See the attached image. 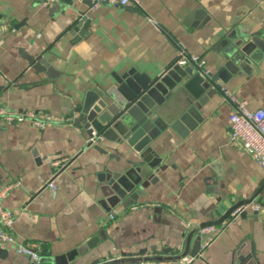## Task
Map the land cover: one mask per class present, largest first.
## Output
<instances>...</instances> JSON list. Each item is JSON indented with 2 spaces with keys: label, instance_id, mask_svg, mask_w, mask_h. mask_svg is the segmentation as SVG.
Here are the masks:
<instances>
[{
  "label": "crops",
  "instance_id": "1",
  "mask_svg": "<svg viewBox=\"0 0 264 264\" xmlns=\"http://www.w3.org/2000/svg\"><path fill=\"white\" fill-rule=\"evenodd\" d=\"M82 17L90 19L85 28ZM234 31L264 44V0H138L134 8L102 3L94 9L91 0L45 6L0 0V107L70 117L43 127L0 119V186L13 184L2 204L14 214L15 237L39 244L38 260L54 264L52 256L86 245L68 264L103 261L107 252L166 264L184 255L194 256L191 264H237L240 258L239 264H264V171L228 142L234 104L222 88L184 137L169 124L188 108L190 92L181 86L159 105L156 112L167 126L149 146L166 166L154 183L109 208L101 203L98 176L119 171L127 158L137 161L138 153L124 141L101 138L97 144L115 156L109 157L74 124L87 90L112 87V74L127 69L154 77L172 65L179 45L217 70L230 56L228 35ZM256 48L233 64L223 88L248 107L264 109V49ZM20 50L45 58L56 77L35 72ZM49 180L56 185L53 195ZM250 198L244 216L235 210L219 224L201 226ZM29 262L0 245V264Z\"/></svg>",
  "mask_w": 264,
  "mask_h": 264
},
{
  "label": "water",
  "instance_id": "2",
  "mask_svg": "<svg viewBox=\"0 0 264 264\" xmlns=\"http://www.w3.org/2000/svg\"><path fill=\"white\" fill-rule=\"evenodd\" d=\"M78 21L85 28L90 19L82 17ZM77 30L78 26H74L70 33L73 34ZM232 33L228 35L231 39L228 47L230 56L220 68L210 71L207 75L201 74L193 64L173 63L154 77L134 69H127L121 74H112L115 80V85L112 87L99 92L86 91L80 105L75 108L77 116L74 118V124L83 127L88 137H92L94 132L115 144L124 141L138 153L137 161L127 158L124 161L127 166L120 168L119 171L101 173L98 176L102 182L101 203L106 208L116 205L125 196L144 188L149 183H154L157 179L156 172L165 168L166 165L161 162V159L152 155L149 146L151 139L167 126L166 123L161 122L156 112L159 105L181 86L190 92L193 99L188 101V108L169 124L171 129L180 136H186L201 121L203 104L212 94L224 87V83L233 70V64L247 55H252L256 47L264 49L263 42L257 37L244 33L237 34L235 31ZM20 52L24 54L21 50ZM24 55L35 72H43L48 78L56 77V72L45 58L39 55ZM93 145L99 152L108 153L109 157L115 158L102 145L97 143ZM33 154L36 160L40 161L34 148ZM145 167L152 171L145 172ZM251 200L252 198L243 199L233 203L219 218L201 223V226L219 224L235 210L238 215L244 216L245 211L242 207L249 204ZM86 247L84 245L70 249L63 254L52 256L51 260L54 264H68L75 256L82 254ZM105 257L103 261L95 260L91 264H121L139 260L135 257L116 258L109 252ZM240 259L237 260V264ZM29 261V264H44L40 260L29 259Z\"/></svg>",
  "mask_w": 264,
  "mask_h": 264
},
{
  "label": "built area",
  "instance_id": "3",
  "mask_svg": "<svg viewBox=\"0 0 264 264\" xmlns=\"http://www.w3.org/2000/svg\"><path fill=\"white\" fill-rule=\"evenodd\" d=\"M42 5H49L56 0H37ZM106 3L110 5H119L122 7L134 8L138 5V0H91V8H97L98 5ZM176 57L173 63L180 65L193 64L198 68L201 74L207 75L210 70L204 67V59L193 52H189L182 45L177 49ZM222 91L226 94L234 104V108L228 115V132L227 140L229 143L239 147L244 153L255 160L264 171V109L250 108L247 106L244 99H236L228 94L222 87ZM0 119L5 122H27L35 127H43L50 123H61L67 121L70 117H54L49 114L37 113L32 110L17 111L8 110L0 107ZM101 135L93 132L92 137H88L89 144L98 143L101 140ZM13 184H4L0 186V245H8L15 252L27 256L31 260H38L40 253V246L36 242H21L12 232V223L14 220L13 212L2 204L8 190ZM47 186L51 194H55L56 185L52 180L47 182ZM108 218L114 217V212H108ZM208 240L204 241L201 247H204ZM194 256L184 255L176 264H191ZM121 264H166L165 260H150L140 258L136 261H128Z\"/></svg>",
  "mask_w": 264,
  "mask_h": 264
},
{
  "label": "trees",
  "instance_id": "4",
  "mask_svg": "<svg viewBox=\"0 0 264 264\" xmlns=\"http://www.w3.org/2000/svg\"><path fill=\"white\" fill-rule=\"evenodd\" d=\"M173 62H174V59L172 60L171 64H173ZM41 251H44V247H42ZM45 252H46V250H45Z\"/></svg>",
  "mask_w": 264,
  "mask_h": 264
}]
</instances>
